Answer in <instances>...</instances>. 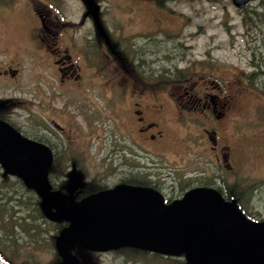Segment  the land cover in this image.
I'll return each instance as SVG.
<instances>
[{"label": "flooded vegetation", "instance_id": "af4514ba", "mask_svg": "<svg viewBox=\"0 0 264 264\" xmlns=\"http://www.w3.org/2000/svg\"><path fill=\"white\" fill-rule=\"evenodd\" d=\"M20 1L28 6L33 21L26 25L27 30L15 32L24 35L23 48L33 57L32 84L26 90L34 91L33 122L24 121L4 98H0V120L22 137L48 147L52 191L69 196L71 187L70 200L79 202L131 185L157 192L167 205L196 186L222 192L223 187L217 184L221 181L229 188L222 170L231 169V149L219 141V132L234 105L232 85L243 88L244 80L222 85L198 73L197 80L186 83L190 78L177 73L184 70L180 67L185 61L181 47H188L172 39L179 35L167 38L170 27L165 31L164 9L160 15L144 13L140 28L121 23L110 27L99 10H85L79 24L70 25L61 13L33 0ZM12 4L10 7L17 3ZM134 16L135 10L123 20L133 21ZM3 33L0 30V43L7 37ZM14 47L17 49L10 58L4 54L5 47H0L6 57L0 58V81L22 86L23 51L19 44ZM185 128H189L187 135H181ZM193 156L206 159L209 180L196 171V178L189 177L185 185L184 160ZM19 185L35 193L21 180ZM32 205L42 213L36 193ZM50 222L62 223L60 230L67 225L64 220ZM53 244L55 249V241ZM11 248L2 243L3 264H7L4 255L9 256ZM68 248L79 264H100L99 256L112 252H91L87 254L91 260L83 263L84 252H89L75 244ZM132 249V256H147V263L153 257H165L172 264L187 262L182 252ZM76 250L83 252L78 256ZM144 260L139 259L146 264Z\"/></svg>", "mask_w": 264, "mask_h": 264}, {"label": "rangeland", "instance_id": "374dc122", "mask_svg": "<svg viewBox=\"0 0 264 264\" xmlns=\"http://www.w3.org/2000/svg\"><path fill=\"white\" fill-rule=\"evenodd\" d=\"M33 1L55 13L63 14L65 21L70 25L79 24L85 10H99L100 17L110 27L121 23V25H131V28H140L143 25L141 17L144 13L160 15L161 9H164L165 31L170 27L167 38L179 35L178 39H172L179 40L182 45L188 47L185 49L181 47L185 52V61L180 67L184 70L177 73L190 78L186 83L197 80L198 73L208 75L222 85L235 83V79L244 80L246 84L241 82L243 88L235 89L232 85L230 92L234 96V105L228 112L224 129L219 132V141L228 144L231 149V169H224L222 173L229 184L238 182L258 186L259 189L254 191L255 199L252 200L253 202L249 201L247 205H256L260 210V216L264 218V80L256 82L255 86L249 84L251 83L249 79L247 82L245 80V77L248 78V75L255 70L250 64V38L246 35V25L242 21L241 12L230 0ZM258 1L254 0L252 4ZM13 2L17 3L16 6L10 7ZM27 8L28 6L20 0H0V30L5 32L3 33L6 34L5 37L7 36L0 43V47H5L4 54L6 53L10 58L17 49L14 45L19 44V50L23 51L20 57L23 72L21 77H23L22 81H25L22 86L0 81V98L6 99L7 103L11 102L12 109H16L20 116L23 115L24 121L33 122L34 91H26L32 84L33 57L23 48L24 35H15V32L27 30L26 25L33 24ZM134 10L136 16L133 21L123 20ZM262 42L264 43V38ZM4 54L0 53V58H6ZM172 74L174 76L176 72ZM173 76L172 79L175 78ZM188 130L189 128L182 129L181 135L184 132L187 135ZM191 131L196 133L194 127ZM106 149H109L108 145ZM184 163L185 185L196 171L203 172L202 177L209 180L208 174L205 173L207 164L204 157L193 156L189 160L186 158ZM2 171L0 167V173ZM15 179L12 176L4 178L0 175V247L4 242L13 249L9 256L4 255L5 262L60 264L53 244L58 234V224L46 219L41 220L40 214L34 211L32 205L35 193L21 189ZM217 184L225 190L224 183L218 181ZM22 201L23 203H20ZM20 246H22L21 250L17 252ZM81 252L76 250L78 256ZM128 253L125 250L112 251L100 255L98 260L100 264H144L139 259H147V256H132L130 252ZM84 254L83 263H86L88 259L91 260L88 256L91 253L84 252ZM133 260H136V263ZM145 263L172 264L171 260L168 261L165 257L164 259L153 257L150 262L145 261Z\"/></svg>", "mask_w": 264, "mask_h": 264}, {"label": "water", "instance_id": "95a60500", "mask_svg": "<svg viewBox=\"0 0 264 264\" xmlns=\"http://www.w3.org/2000/svg\"><path fill=\"white\" fill-rule=\"evenodd\" d=\"M249 1L231 0L237 9ZM51 162L48 147L0 120L1 167L35 191L48 219L67 222L55 241L63 264H79L68 244L88 251L132 247L182 252L189 264H264V221L248 220L218 191L196 187L166 205L149 188L120 185L73 202L51 190Z\"/></svg>", "mask_w": 264, "mask_h": 264}, {"label": "trees", "instance_id": "16d2710c", "mask_svg": "<svg viewBox=\"0 0 264 264\" xmlns=\"http://www.w3.org/2000/svg\"><path fill=\"white\" fill-rule=\"evenodd\" d=\"M242 21L246 25L245 31L250 38V64L255 69L248 75L247 80L249 79L251 82L249 83L250 85L255 86L256 82H261L264 80V77L262 78V76H264V43L262 42L264 38V29H262V24H264V0H259L256 4L249 5L247 8L243 9ZM0 175L4 178H8V175L3 174L2 172ZM15 181L18 184L20 183V180L18 179H15ZM5 185L7 184L5 183ZM257 187L258 186L251 184L244 185L234 182L229 185V188L226 186V195L223 189L222 192L218 188L217 189L225 200L234 201V203L237 205L238 211L241 212L246 218L254 221H261L264 220V218L260 216L261 214L258 207L256 205H247L249 201L253 202L252 200L255 199L254 191L259 189ZM26 192H29V190H26ZM250 209H253V211H250ZM254 209H256V211ZM40 217L41 220L45 221V217L42 213H40ZM61 224L62 223H58L59 229L61 228ZM119 250H125L127 253L130 252V254H132L133 249L120 248ZM127 260L129 261L130 259L128 258ZM185 264H187V262H185Z\"/></svg>", "mask_w": 264, "mask_h": 264}]
</instances>
